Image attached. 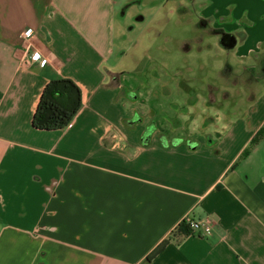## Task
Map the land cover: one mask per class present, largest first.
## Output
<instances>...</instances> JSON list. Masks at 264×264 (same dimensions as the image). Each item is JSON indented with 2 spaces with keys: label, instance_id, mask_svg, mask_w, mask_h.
Wrapping results in <instances>:
<instances>
[{
  "label": "crops",
  "instance_id": "crops-1",
  "mask_svg": "<svg viewBox=\"0 0 264 264\" xmlns=\"http://www.w3.org/2000/svg\"><path fill=\"white\" fill-rule=\"evenodd\" d=\"M129 1L0 0V264H264V138L247 149L264 126V0L210 15L233 56L201 69L252 81L223 135L212 112L224 105L182 86L192 64L163 73L153 96L114 76ZM60 77L83 106L65 129L35 128ZM186 215L211 219L214 235L182 227Z\"/></svg>",
  "mask_w": 264,
  "mask_h": 264
},
{
  "label": "rangeland",
  "instance_id": "rangeland-1",
  "mask_svg": "<svg viewBox=\"0 0 264 264\" xmlns=\"http://www.w3.org/2000/svg\"><path fill=\"white\" fill-rule=\"evenodd\" d=\"M225 1L130 0L125 2L117 13L119 18L117 22L121 26L117 33L114 56L108 63L112 65L116 74L123 76L128 85L133 87L143 85L145 92L150 96L156 95L157 85H163L160 82L163 73L175 78L179 67L184 68L192 64L193 77L190 80L181 78L183 87L192 86L200 92L205 89L212 92V99L217 100V104L224 105L223 112H220L224 117L233 116L232 112L245 111L246 108L243 107L247 105V99L240 96L251 91L252 81L242 82L237 75L225 74L223 69L222 72L214 73L201 69L203 63L212 65L211 69H217L222 61L230 60L233 56L221 43V35L212 33L216 22L213 23L210 15L224 8L227 5V3L223 4ZM242 4H244L243 0L242 2L236 0L235 6L241 9ZM204 16L210 18L205 19ZM170 83L172 82L164 85ZM158 90L160 93L163 92V88L159 87ZM229 93L239 98L234 101L229 100L225 97ZM172 111L168 110L169 113ZM260 111L258 114L255 113L257 118ZM138 118L134 115L130 120L139 121ZM254 144L256 143L251 142L247 149H251ZM261 145L258 155L264 158V141Z\"/></svg>",
  "mask_w": 264,
  "mask_h": 264
},
{
  "label": "trees",
  "instance_id": "trees-1",
  "mask_svg": "<svg viewBox=\"0 0 264 264\" xmlns=\"http://www.w3.org/2000/svg\"><path fill=\"white\" fill-rule=\"evenodd\" d=\"M212 33L221 35V43L226 47H230L235 40L231 34L220 29H212ZM226 39L229 41L227 42ZM225 66L223 68L225 74H231V67ZM114 76H119V74ZM82 106V89L74 79L68 77L53 79L43 89L34 115L33 126L44 131L65 129L73 121ZM150 130H153L152 127ZM262 138H264V126L255 134L252 143L257 144ZM182 227L188 226L183 223Z\"/></svg>",
  "mask_w": 264,
  "mask_h": 264
},
{
  "label": "built area",
  "instance_id": "built-area-1",
  "mask_svg": "<svg viewBox=\"0 0 264 264\" xmlns=\"http://www.w3.org/2000/svg\"><path fill=\"white\" fill-rule=\"evenodd\" d=\"M37 56H39L38 51L34 50L31 58L34 61H37ZM183 223L186 224L191 231H195L206 238H211L214 235L213 221L209 218L198 220L186 215L183 219Z\"/></svg>",
  "mask_w": 264,
  "mask_h": 264
},
{
  "label": "clouds",
  "instance_id": "clouds-1",
  "mask_svg": "<svg viewBox=\"0 0 264 264\" xmlns=\"http://www.w3.org/2000/svg\"><path fill=\"white\" fill-rule=\"evenodd\" d=\"M189 111H191V109H189ZM212 115H215L217 117V124H219V128L216 129L217 131L221 132V135L224 134V131L227 129L228 125L224 124L223 121V115L219 112H212ZM184 119H187V117H185ZM232 123H235V120L232 121ZM198 125L196 124V122H193V127H192V131L196 130V127Z\"/></svg>",
  "mask_w": 264,
  "mask_h": 264
},
{
  "label": "flooded vegetation",
  "instance_id": "flooded-vegetation-1",
  "mask_svg": "<svg viewBox=\"0 0 264 264\" xmlns=\"http://www.w3.org/2000/svg\"><path fill=\"white\" fill-rule=\"evenodd\" d=\"M227 40V42L229 41V39H226Z\"/></svg>",
  "mask_w": 264,
  "mask_h": 264
}]
</instances>
